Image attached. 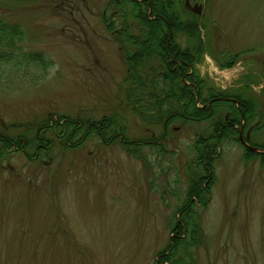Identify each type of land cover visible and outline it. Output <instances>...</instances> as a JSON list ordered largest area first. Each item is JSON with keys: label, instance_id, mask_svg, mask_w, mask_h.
Segmentation results:
<instances>
[{"label": "rangeland", "instance_id": "374dc122", "mask_svg": "<svg viewBox=\"0 0 264 264\" xmlns=\"http://www.w3.org/2000/svg\"><path fill=\"white\" fill-rule=\"evenodd\" d=\"M21 1L1 8L22 23L24 50L42 52L48 66L2 67L0 134L18 136L60 115L93 126L124 117L128 140L145 144L136 158L118 143L121 133L80 135L79 144L52 145L39 159L40 147L27 149L18 137L0 159V264H156L171 234L168 217L184 200L191 144L208 125L179 121L158 137L161 129L124 110L123 57L101 21L107 0ZM190 1L203 5L200 75L229 92L243 85L260 94L264 0ZM240 52L230 68L212 58ZM215 171L209 203L198 208L205 235L191 250L193 264H264V164L246 161L239 143L225 144Z\"/></svg>", "mask_w": 264, "mask_h": 264}, {"label": "trees", "instance_id": "16d2710c", "mask_svg": "<svg viewBox=\"0 0 264 264\" xmlns=\"http://www.w3.org/2000/svg\"><path fill=\"white\" fill-rule=\"evenodd\" d=\"M8 1L0 0V75L5 73L3 66L19 71L32 65L39 66L41 71L47 69V57L42 52L24 50L26 31L22 23L1 8L9 5ZM101 21L123 57L125 75L118 93L125 111L141 120L146 128L161 129L158 137L165 130L173 131L171 126L179 121L208 125L192 142L184 200L168 219L172 236L156 260V264H193L191 250L202 246L205 235L198 208L205 209L209 203L216 182L215 163L225 144L240 143L243 119L245 141L264 149V86L258 95L248 94L249 86L243 85L229 92L200 75L197 65L205 53V37L201 34L205 26L199 16L185 9L184 0H107ZM243 54H225L223 60L210 56L220 69H225L241 60ZM218 98H232L238 104ZM123 118H109L95 123L97 126L64 115L52 122L44 118L39 124L26 125L18 136L2 132L0 159H5L12 146L19 144L20 136L26 140L27 149L36 151L40 147L35 155L41 159L40 152H47L52 145L60 144L66 149L79 144L83 141H76L80 135L109 140L120 133L125 135L124 140L116 136L122 149L133 157H142L145 143L128 140ZM34 128H38L37 134L31 130ZM147 144L153 148L159 145ZM242 148L246 161L259 158L264 164L263 153Z\"/></svg>", "mask_w": 264, "mask_h": 264}, {"label": "water", "instance_id": "95a60500", "mask_svg": "<svg viewBox=\"0 0 264 264\" xmlns=\"http://www.w3.org/2000/svg\"><path fill=\"white\" fill-rule=\"evenodd\" d=\"M185 5L187 8L191 9L196 14H201V12H202V6L201 5L195 4L194 6H190L188 0H186ZM225 100H229V99H225ZM240 140H241L242 144H244L246 147H248L241 137H240ZM248 148L252 151L264 152V150H259V149L253 148V147H248Z\"/></svg>", "mask_w": 264, "mask_h": 264}]
</instances>
